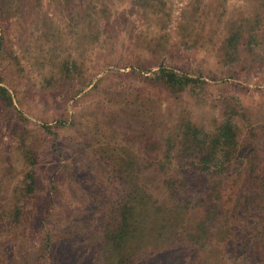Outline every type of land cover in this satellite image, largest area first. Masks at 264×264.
I'll use <instances>...</instances> for the list:
<instances>
[{
	"label": "rangeland",
	"instance_id": "rangeland-1",
	"mask_svg": "<svg viewBox=\"0 0 264 264\" xmlns=\"http://www.w3.org/2000/svg\"><path fill=\"white\" fill-rule=\"evenodd\" d=\"M0 2V84L15 98L0 101V264H189L187 218L164 221L157 210L165 188L144 201L145 232L118 244L109 237L122 220L113 195L127 186L136 199L142 186L123 183V166L157 154L155 140L148 149L142 141L154 123L143 103L171 130L179 117L209 129L232 117L241 155L234 172L262 180L264 0ZM161 66L194 82L171 94L156 82ZM32 162L34 194L24 183ZM238 188H227L231 207ZM254 201L264 205V193ZM231 214L237 238L211 264H252L241 241L258 218L240 207Z\"/></svg>",
	"mask_w": 264,
	"mask_h": 264
},
{
	"label": "trees",
	"instance_id": "trees-1",
	"mask_svg": "<svg viewBox=\"0 0 264 264\" xmlns=\"http://www.w3.org/2000/svg\"><path fill=\"white\" fill-rule=\"evenodd\" d=\"M2 47L0 30V51ZM155 79L156 82L165 85L171 94H178L194 82L188 74L166 66L158 69ZM195 81L202 82L199 78ZM14 99L8 88L0 84V101L14 105ZM140 106L142 116L149 118L152 114L154 120L150 127L144 126L146 129L143 132L144 137L149 134L142 139L146 144L144 148L148 149L150 143L155 140L157 154L137 157L124 164L123 183L138 187V183L135 182L137 180L144 195L136 192V199L133 198V192L128 191L127 186L113 195L117 204L114 210L120 209L122 220L109 237L118 244L117 240L123 242L125 238L128 240L137 237L139 230L145 232L146 229H143L145 222H142L141 218L146 217L144 212L149 208L146 204L154 196L153 191L165 188L166 195L161 196L157 210L164 221L187 218V225L184 227L183 219L181 230L185 233V240L194 250L189 264H211L214 252L217 251L221 255L226 253L229 242H232L230 240L233 236L237 238L235 225L232 227L230 220L231 212L238 210L239 207L245 212L244 215L255 214L258 218L254 235L242 237L245 256L252 264H264V205H256L254 201L259 190L264 193V174L261 180V176L252 171L244 175L243 172H234L241 160L238 152L240 149L238 124L232 117H226L215 129H209L199 126L191 119L179 117L175 128L171 130L161 122V111L152 113L151 107L146 103ZM42 126L49 129L47 123H43ZM256 150L257 145L253 143L249 152L255 155ZM255 160L256 157L253 158V161ZM34 166L32 162L24 177L26 192L30 194H34L37 188ZM243 178L245 184L238 188L236 184ZM235 187L240 193L237 199L239 206L231 207L232 204L229 205L226 198ZM227 188H230V191ZM234 194L236 191L231 192V197ZM134 199L144 206L129 201ZM193 199L195 201H192ZM174 200H184L185 203L179 206L173 203ZM177 229H173V235ZM179 231L176 236H179Z\"/></svg>",
	"mask_w": 264,
	"mask_h": 264
}]
</instances>
